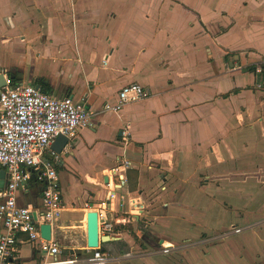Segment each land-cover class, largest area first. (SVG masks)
<instances>
[{
    "label": "crops",
    "instance_id": "0c3cea01",
    "mask_svg": "<svg viewBox=\"0 0 264 264\" xmlns=\"http://www.w3.org/2000/svg\"><path fill=\"white\" fill-rule=\"evenodd\" d=\"M263 66L264 0H0L5 79L70 96L90 112L60 154L49 146L41 157L57 171L64 207L53 234L79 229L71 246L86 244V213L105 199L108 171L126 205L129 198L143 205L132 230L117 225L116 239L102 244L112 264H264V204L249 209L244 203L242 211L212 192L236 180L251 199L264 198V75L257 72ZM128 83L149 95L117 113L104 110ZM236 154L254 164L228 170ZM122 159L131 166L119 187L111 171ZM250 184L255 187L248 192ZM42 188L31 177L16 191L18 204L41 214ZM238 195L245 197L242 188ZM212 210L224 222H244L238 228L247 236L190 247L202 231L194 227L216 232L219 220L206 224ZM162 245L172 246L170 253L161 252ZM13 254L17 262L42 257L25 234Z\"/></svg>",
    "mask_w": 264,
    "mask_h": 264
},
{
    "label": "built area",
    "instance_id": "2783aa9c",
    "mask_svg": "<svg viewBox=\"0 0 264 264\" xmlns=\"http://www.w3.org/2000/svg\"><path fill=\"white\" fill-rule=\"evenodd\" d=\"M7 84L0 88V167L6 171V180L0 189V264H112L111 257L103 252L101 236L116 237L117 225L130 223L140 215L143 205L126 200L109 189L105 199L94 210L98 214V245L82 247L61 245L53 234V228L64 209L57 171L49 162L42 161L44 151L58 135L68 140L75 138L80 127L89 121L90 112L72 97L51 96L33 84ZM149 92L138 83H128L117 93L114 102H105L103 109L119 112L127 103L146 98ZM128 125L121 130L123 142L130 138ZM128 159L119 160L111 174L117 176L119 187L125 185ZM31 177L41 183L42 213L33 216L31 204H18L16 191ZM114 187V186H113ZM118 200L117 208L111 203ZM127 206V209L125 208ZM48 223L49 240L41 237L39 227ZM234 232L240 228L235 227ZM20 234L34 242L42 257L29 262H17L13 249ZM170 246L162 245L161 252ZM69 254L65 256V252ZM79 251H83L80 254Z\"/></svg>",
    "mask_w": 264,
    "mask_h": 264
},
{
    "label": "rangeland",
    "instance_id": "374dc122",
    "mask_svg": "<svg viewBox=\"0 0 264 264\" xmlns=\"http://www.w3.org/2000/svg\"><path fill=\"white\" fill-rule=\"evenodd\" d=\"M246 156H247V154L243 155V157L236 154L237 159L235 161H233V162L227 163L226 166H227L228 170H230L232 172L233 171L234 172L235 171L238 172V171H242L243 169L247 168L248 166H252L254 163L253 162H248ZM212 169L213 170L215 169L214 165H213ZM216 170H218V168ZM251 170H253V169H251ZM249 179L250 178H248L247 173L245 172L243 174L244 183H247L249 181ZM257 181H258V179H257ZM220 184H221V189H216L213 186L212 187V192H213V194L216 195V197L220 201H228V200H230L228 202L229 204H227L229 207H232V204H231L232 200H234V202L236 201L238 203L239 209L242 210V211H244V210L241 209L240 207L244 203H245L244 208H249V209H254V208H256L258 206L260 207V206H262V204H264V198L263 199L259 198V195H261V193L258 194V196H257L259 199H256L257 197L251 199L248 196L249 193H246V188L243 187L244 184H242L239 181H236V180L233 181V182L224 181L223 183H220ZM247 187H248V190H249L250 188H254L255 186H254V184H250V185H247ZM223 188H225V189H223ZM241 188L244 190V193H245V197L244 198L243 197L241 198L238 195V193H239ZM231 192H234V193H231ZM248 192H250V190ZM254 195L255 194H253V196ZM238 197H240V199H238ZM198 201H199L198 197L195 198V202L198 203ZM201 202H203V201H201ZM247 203H249V204H247ZM220 214H221L220 212H216V211L212 210L210 219H209V217H207V219H206V224L207 225L215 224V222H216L215 220H219L220 221V223L219 222L216 223L217 225H213V226H216V227H214L215 229H213V230H216V232L215 231H207V229H210L211 227H207V228L206 227H194L196 229H194L193 232H197L199 229L202 230V231L198 232V234L196 235L195 239L192 238L194 240H193L192 244H189L190 247H192L195 244V246L199 245L202 248L203 246H205L204 244L208 243L209 241H211V242L214 241L215 242L217 240L219 241L220 239H224L225 237H226V239H228V241H239L242 238H245L247 236V230L242 229L239 232H234L233 231V229L235 227H243L244 225H246L244 222H241V220H239V219L236 220V221H230L229 220L230 217H227L228 221L224 222L226 217L224 215H220ZM222 216H224V217H222ZM238 216L243 218V213H242V215H238ZM133 224L134 223H131V224L128 223L125 226L126 229L132 230ZM230 225H235V226L234 227H230ZM210 230H212V229H210ZM79 233H80L79 229L67 230L66 232H62L61 230H59V231H57L56 235H57V240L59 241V243L61 245L63 244L65 246H71V244H75L76 243L75 239H77L79 237ZM175 236H179L180 239H182L181 235L175 234ZM180 239L178 241H180ZM181 242H179V243H181ZM84 245H85V243H84ZM170 247H172V246H170ZM107 248H108L107 251L110 254V251H109L110 248H111L110 245H107ZM119 249L123 250L122 247L118 248V250ZM168 252L170 253V250H168ZM68 254L69 253L66 251L64 255L67 256ZM164 256H165V254H159L157 257H163L164 258Z\"/></svg>",
    "mask_w": 264,
    "mask_h": 264
},
{
    "label": "water",
    "instance_id": "95a60500",
    "mask_svg": "<svg viewBox=\"0 0 264 264\" xmlns=\"http://www.w3.org/2000/svg\"><path fill=\"white\" fill-rule=\"evenodd\" d=\"M235 58H238V55H235ZM229 66L233 67V62H229ZM7 84L4 74L0 72V88ZM68 143V139L63 135H58L56 139L51 143L50 148L55 154H60L63 151V148ZM3 184H0V189L4 186V180L2 181ZM103 182L109 184V189L112 190V177L109 174V171L104 174ZM35 217V213H33ZM139 221V216H136L133 220L134 224H137ZM41 237L44 239L49 240L51 237V229L48 223L41 224L39 227ZM57 233V232H56ZM54 233L55 238L57 239V235ZM116 238H111L108 236H101V242L105 243L110 240ZM86 246L88 247H96L98 245V214L96 211H88L86 213V237H85Z\"/></svg>",
    "mask_w": 264,
    "mask_h": 264
},
{
    "label": "flooded vegetation",
    "instance_id": "af4514ba",
    "mask_svg": "<svg viewBox=\"0 0 264 264\" xmlns=\"http://www.w3.org/2000/svg\"><path fill=\"white\" fill-rule=\"evenodd\" d=\"M262 68H263V67L258 68V69H257V72L261 73V72H262Z\"/></svg>",
    "mask_w": 264,
    "mask_h": 264
},
{
    "label": "trees",
    "instance_id": "16d2710c",
    "mask_svg": "<svg viewBox=\"0 0 264 264\" xmlns=\"http://www.w3.org/2000/svg\"><path fill=\"white\" fill-rule=\"evenodd\" d=\"M263 67H264V66H263ZM262 74L264 75V72H263V71L260 73V75H262Z\"/></svg>",
    "mask_w": 264,
    "mask_h": 264
}]
</instances>
